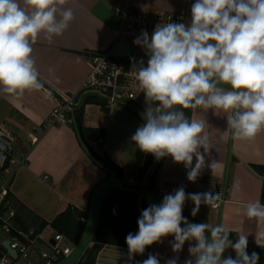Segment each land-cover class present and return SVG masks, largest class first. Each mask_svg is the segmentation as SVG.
Masks as SVG:
<instances>
[{
  "label": "clouds",
  "instance_id": "obj_1",
  "mask_svg": "<svg viewBox=\"0 0 264 264\" xmlns=\"http://www.w3.org/2000/svg\"><path fill=\"white\" fill-rule=\"evenodd\" d=\"M67 3L0 0V91L19 96L42 88L33 45L41 34L52 43L68 29L75 16L72 8L63 7ZM133 43L148 57L146 66L142 59L133 65L136 79L146 98L158 102L142 113L144 123L131 136L142 152L156 160L170 156L195 182L212 145L204 121L189 119L184 110L213 109L216 115H226L234 139L253 140L264 130V0H195L190 24L158 23L151 36L142 31ZM207 167L214 170L216 162ZM186 200L194 203L195 216L202 203L216 206L220 194H186L181 186L143 209L138 232L125 238L130 261L171 235L176 253L186 241H195L184 264H258L259 255L246 251L247 235L238 233L233 243L222 224L190 223L182 215ZM243 211L247 218L264 220L259 201L246 204ZM228 248L236 257L222 259ZM137 264H160L158 254L150 253ZM165 264H178V257Z\"/></svg>",
  "mask_w": 264,
  "mask_h": 264
},
{
  "label": "crops",
  "instance_id": "obj_2",
  "mask_svg": "<svg viewBox=\"0 0 264 264\" xmlns=\"http://www.w3.org/2000/svg\"><path fill=\"white\" fill-rule=\"evenodd\" d=\"M193 3L195 0H68L63 7L72 8L75 16L68 29L63 35L55 37L52 43L41 34L33 45L41 83L45 85L44 82H47L52 88L65 92L79 88L89 71L87 52L92 49L112 51L118 43L114 31L120 27L121 20L114 13V7L128 5L132 8L167 10L185 13L191 19ZM50 68L54 71H49ZM89 97L91 95L80 99L77 110L84 136L91 146L104 139L100 155L106 153L121 168L123 185L136 170L144 167L148 156L152 158V164L143 178L137 179L136 185H125L139 192L137 203L140 215L145 187L156 170L153 192L160 202L166 194L174 193L181 186L186 194L213 193L223 187L226 199L220 207L213 208L202 203L193 216L195 205L191 200H186L182 214L198 223L222 224L229 231L233 243L238 239V233L247 235V247L256 249L264 257V220L247 218L243 211L250 202L264 204V130L253 140L234 139L226 115H216L213 109H190L189 119L204 121V131L212 145L205 155V168L197 180L191 182L187 179L188 170L182 163H175L170 156L156 160L131 141L136 129L144 123L142 113L158 102L144 95L128 104L104 109ZM55 103L54 97L43 86L25 90L19 96L0 91V124L8 126L17 135L16 155L27 152L29 157L27 165L15 170L8 190L14 198L20 223L36 227L40 221L48 222L42 231L47 239L57 232L50 222L69 206L80 210L82 216L88 214L92 191L109 176V171L85 149L77 129L71 125L51 127L41 134L35 144L30 143L34 136L32 128L42 127ZM200 151L203 152V149ZM213 160L216 167L211 170L207 165ZM82 222L79 218L75 219L74 234ZM4 235L0 234L1 244L8 238ZM173 241L174 236L170 235L151 246L150 253L158 254L160 264L176 257L178 264H184L190 258L189 244H195V241H186L179 253L173 252ZM225 251L229 256L236 257L232 248ZM95 257L96 264L134 263V258L131 261L128 259L127 247L113 244H104ZM143 260L145 257L142 254L139 262ZM23 262L20 260V264Z\"/></svg>",
  "mask_w": 264,
  "mask_h": 264
},
{
  "label": "built area",
  "instance_id": "obj_3",
  "mask_svg": "<svg viewBox=\"0 0 264 264\" xmlns=\"http://www.w3.org/2000/svg\"><path fill=\"white\" fill-rule=\"evenodd\" d=\"M114 12L121 18V25L114 31L116 41H126L132 51L126 57H114L111 50L92 49L87 52V65L89 71L76 91L65 92L52 88L44 82L43 89L52 95L56 101L50 110L42 127L32 128L30 143L35 144L41 134L51 127L71 125L77 129V110L80 99L85 95L97 97L99 106L112 109L121 104H128L144 96V92L136 79L134 64L142 59L147 65L145 50L134 44L133 41L147 31L149 36L158 23L183 22L190 24L191 19L185 13L157 10L150 8H132L130 6H116ZM18 137L13 130L0 124V225L5 235L8 236L10 248L16 252L12 257L4 252L0 257V264H54L65 255L69 254L74 244L60 232H54L51 239L36 232L35 227L22 228L15 220V209L11 201L6 199L7 184L13 179L17 167L28 164V154L24 152L19 156L15 153V143ZM104 144V139H99ZM3 167V168H2ZM140 170H136L126 184L136 185ZM219 193L220 200L216 201L218 208L226 199L223 187L218 188L213 194ZM85 222V218L81 219ZM31 258V260H30Z\"/></svg>",
  "mask_w": 264,
  "mask_h": 264
},
{
  "label": "trees",
  "instance_id": "obj_4",
  "mask_svg": "<svg viewBox=\"0 0 264 264\" xmlns=\"http://www.w3.org/2000/svg\"><path fill=\"white\" fill-rule=\"evenodd\" d=\"M88 99L92 101H96L98 103L100 102V100L95 96H91ZM184 111L189 117L190 109H187ZM78 117L80 119V115H78ZM77 133L80 137V133L78 129H77ZM83 145L85 146L84 143ZM85 149H86V146H85ZM102 157L105 160L104 162L98 163L96 160L95 161L98 164H100L103 168H105L106 170L114 171L117 167L116 164L110 159V157L106 153H103ZM151 164H152V158L148 156L144 167L142 168L140 167L139 169L140 170V176L138 177L139 180L143 178L148 166H150ZM156 171L150 175V178L145 187L146 192L154 191L155 182H156ZM6 199L11 201V205L15 209L16 222L20 224L22 228L30 227V226H27L26 224L20 223L19 221L20 217H18L19 216L18 210L15 206L14 198L11 195V192L9 190H8ZM138 199H139V192H137V190L132 191V190H124V189L115 188V189L110 190L104 195L102 199L99 220H98L94 235L91 239L92 245L86 248V250L84 251V253L82 254V256L80 257V259L78 260L76 264H96L95 256L97 252L99 251V249L104 244H113V245H118V246H123V247L128 248L125 242L126 236L128 235V233L135 234L138 231L137 220L140 217L139 206L137 203ZM148 206L149 205L146 203L145 199H143L142 200L143 209L147 208ZM1 210L2 208L0 209V211ZM83 217L87 219V214H84L82 216V213L80 212V210H78L75 207L69 206L67 210H65L63 213L59 214L54 220H52L50 222V225L54 229H56L57 232H60L64 236H66L70 242L72 241L74 244H76V242L79 240L83 232L85 222L81 223L82 224L81 227L74 234L73 232L74 231V226H73L74 221L76 218H79V220H81ZM47 224L48 222L46 221L38 222L36 224L37 226L35 227L36 232H42L43 229L47 226ZM151 246L146 247L145 252L143 253L145 259L148 258V255L151 250ZM246 251L249 254H251L253 251L257 253L256 249H250L249 247H247ZM4 252H6V250L3 247V245L0 243V257L3 255ZM258 255L260 257L258 264H264V257L261 256V254H258ZM140 259H141V254H135L133 264H137V262L140 261Z\"/></svg>",
  "mask_w": 264,
  "mask_h": 264
},
{
  "label": "water",
  "instance_id": "obj_5",
  "mask_svg": "<svg viewBox=\"0 0 264 264\" xmlns=\"http://www.w3.org/2000/svg\"><path fill=\"white\" fill-rule=\"evenodd\" d=\"M131 51L132 49L130 45L126 41L120 40L114 46L113 50L111 51V54L114 57H126L131 53ZM77 129L80 133V137L83 143L85 144L87 150L92 155V157L98 163L104 162L105 160L103 159V157L100 154H98L92 148V146L87 142L83 133L82 123L79 117L77 119ZM121 175H122L121 168L116 167L115 172L112 170L109 171V176L94 188L90 196L89 208H88L87 219L85 221V226L79 240L73 246L69 254L65 255L63 258H61L58 262L54 264H76L78 262V260L80 259L86 248L91 244V239L94 235L100 216L102 199L107 192L115 188L124 189V190H133V188L127 187L122 184ZM144 197L146 203L149 206L152 204L160 203L159 199L157 198L156 194L153 191L145 192ZM183 216L186 217L190 223H198L191 217L185 215ZM181 227H184V225L181 224ZM205 235L210 239V235L208 234V232H206ZM2 245L10 254V256L12 257L16 256V252L10 248V244L8 240H4L2 242ZM228 256L229 255L225 251L222 255V259Z\"/></svg>",
  "mask_w": 264,
  "mask_h": 264
},
{
  "label": "rangeland",
  "instance_id": "obj_6",
  "mask_svg": "<svg viewBox=\"0 0 264 264\" xmlns=\"http://www.w3.org/2000/svg\"><path fill=\"white\" fill-rule=\"evenodd\" d=\"M115 13V12H114ZM116 14V13H115ZM117 15V14H116ZM118 16V15H117ZM120 18V17H119ZM120 20H121V18H120ZM103 143H99L98 142V144H93L92 145V148L98 153V154H100V152L101 151H103L102 149H103ZM11 182V181H10ZM9 182V183H10ZM9 183L7 184V186H9ZM4 232L2 231V229H1V227H0V234H3ZM5 236V235H4ZM30 260H31V258H30ZM24 263V262H23Z\"/></svg>",
  "mask_w": 264,
  "mask_h": 264
}]
</instances>
